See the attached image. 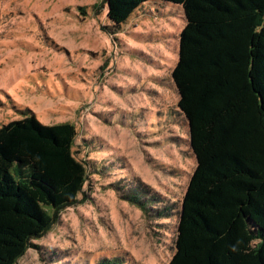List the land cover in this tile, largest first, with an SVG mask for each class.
Segmentation results:
<instances>
[{"label":"rangeland","instance_id":"374dc122","mask_svg":"<svg viewBox=\"0 0 264 264\" xmlns=\"http://www.w3.org/2000/svg\"><path fill=\"white\" fill-rule=\"evenodd\" d=\"M156 2L114 33L103 0H0V127L27 114L71 123L74 156L97 165L79 203L17 264H169L179 210L145 216L112 185L137 181L177 206L195 168L171 78L185 21Z\"/></svg>","mask_w":264,"mask_h":264},{"label":"trees","instance_id":"16d2710c","mask_svg":"<svg viewBox=\"0 0 264 264\" xmlns=\"http://www.w3.org/2000/svg\"><path fill=\"white\" fill-rule=\"evenodd\" d=\"M156 1L185 21L171 78L195 168L177 206L137 181L113 190L156 220L179 210L169 264H264V0H103L111 30ZM76 139L71 123L44 126L34 114L0 127V264L37 250L32 240L84 196L97 165L74 156Z\"/></svg>","mask_w":264,"mask_h":264}]
</instances>
